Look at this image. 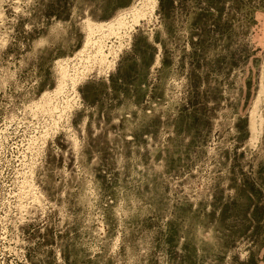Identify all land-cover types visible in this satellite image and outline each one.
I'll use <instances>...</instances> for the list:
<instances>
[{"label": "rangeland", "instance_id": "rangeland-1", "mask_svg": "<svg viewBox=\"0 0 264 264\" xmlns=\"http://www.w3.org/2000/svg\"><path fill=\"white\" fill-rule=\"evenodd\" d=\"M263 86L264 0H0V264H264Z\"/></svg>", "mask_w": 264, "mask_h": 264}, {"label": "bare ground", "instance_id": "bare-ground-1", "mask_svg": "<svg viewBox=\"0 0 264 264\" xmlns=\"http://www.w3.org/2000/svg\"><path fill=\"white\" fill-rule=\"evenodd\" d=\"M107 40V39H106ZM96 41V40H95ZM88 43H91V42H88ZM88 46V45H87ZM96 55H95V57L94 58H92L94 61H93V64L94 63H96V61L97 60H100V63L102 62H104V61H106L105 59L108 57L106 54H105V52H104V50H103V47L101 46V45H99V46H97V48H96ZM89 59H90V57H89ZM91 60V59H90ZM96 60V61H95ZM88 62H91V61H88ZM101 63V65H103ZM90 64V63H89ZM110 64V63H109ZM92 69H93V65L91 66V64L88 66H86V68L84 69V71H92ZM84 71H81V72H83V74H79V75H85L86 74V72H84ZM79 75H78V77H79ZM263 89H264V86H263ZM257 132H258V130H257ZM260 133V132H259Z\"/></svg>", "mask_w": 264, "mask_h": 264}]
</instances>
